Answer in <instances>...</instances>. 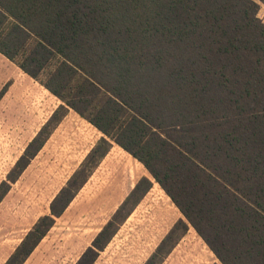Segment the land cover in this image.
Returning <instances> with one entry per match:
<instances>
[{"label":"trees","instance_id":"1","mask_svg":"<svg viewBox=\"0 0 264 264\" xmlns=\"http://www.w3.org/2000/svg\"><path fill=\"white\" fill-rule=\"evenodd\" d=\"M258 8L257 0H0V53L61 101L0 181V202L69 108L102 133L3 264L25 262L112 143L153 180L136 181L74 264L94 263L153 182L183 218L143 264H161L189 226L220 264H264Z\"/></svg>","mask_w":264,"mask_h":264},{"label":"rangeland","instance_id":"2","mask_svg":"<svg viewBox=\"0 0 264 264\" xmlns=\"http://www.w3.org/2000/svg\"><path fill=\"white\" fill-rule=\"evenodd\" d=\"M257 16L264 23V3ZM54 63H51L50 68ZM47 71L40 75L45 80ZM0 181L28 141L61 101L39 80L0 53ZM102 133L69 108L43 147L0 202V264H3ZM145 167L116 143L99 162L65 211L55 219L23 264H74L110 218ZM183 215L153 182L93 264H143ZM220 264L193 227L161 264Z\"/></svg>","mask_w":264,"mask_h":264}]
</instances>
